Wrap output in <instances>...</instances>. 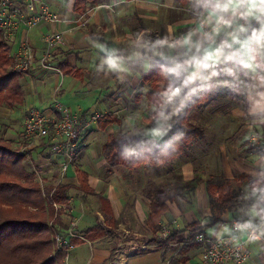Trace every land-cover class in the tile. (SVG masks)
<instances>
[{
    "label": "crops",
    "instance_id": "0c3cea01",
    "mask_svg": "<svg viewBox=\"0 0 264 264\" xmlns=\"http://www.w3.org/2000/svg\"><path fill=\"white\" fill-rule=\"evenodd\" d=\"M36 2L38 6L48 5L56 21L31 30H15L9 40L13 56L21 42L28 40L33 47L35 62H38L45 51L43 37L51 32L64 33L63 44L51 58L54 66L65 68L62 69L64 77L60 91L55 93L60 75L41 70L37 64L30 72L21 75V84L27 99L25 106L30 100L35 101L41 105V111L51 115L54 101L61 98L63 105L80 119L83 127L76 163L64 178L59 176L62 157L53 151L48 140L26 150L29 162L43 175L44 190L53 179L57 185L70 183L74 187L71 208L65 210L56 224L58 232L67 233L70 242H78L72 258H69L71 264H170L172 259L176 261L174 264H201L202 244H192L180 252V248H159L151 241L147 224L151 202L147 193L154 186L152 175L157 168L149 164L135 169L111 168L103 155V147L109 136H129L126 131L142 124H146L142 127L148 133L141 131L139 136H134L129 154L147 149L143 145L147 139L167 146L180 142L183 132L181 136L178 133L171 136L170 133L180 129V119L186 108L203 93L206 94L205 102L193 110L188 121L203 128L204 135L187 146L175 161L189 155L190 149L199 145L205 147V166L201 169L205 173V207L195 211L189 221H181L174 227L184 229L198 222L206 236L217 238L228 234L232 221H251L261 227L263 240L247 245L251 258L246 264H264V155L252 151L247 144L251 132L264 134V101L257 104L254 90H245L239 81L233 80L231 87L222 86L217 81L200 82L196 93L187 99L184 95L176 98L178 100L174 102L182 101L174 108L175 113L168 125L170 133L162 130L164 122L168 121L166 116L172 112L165 116L161 113L164 110V90L170 84L178 86L182 82L165 69L173 66V60H180L179 52L183 50L167 46L150 48L149 43L155 33L160 34L161 40H180L199 23L204 0H91L78 11L76 0ZM98 45H103L108 52L115 51L120 58L118 70L109 69L103 63L107 53ZM155 58L167 61L163 73L168 85H155L153 81L151 75L157 66ZM221 79L227 78L222 76ZM177 108L180 111L177 112ZM122 110L125 112L121 113V120L105 117L93 121L96 115ZM5 111H0V115L6 114ZM201 112L204 113L199 115L202 117L200 123H192V116ZM22 127L23 124L17 135L11 131L6 134L15 141L17 148ZM157 129L161 134H155ZM35 151L36 159L33 158ZM41 161L43 167L39 165ZM184 165L186 180H192L193 167L186 161ZM78 172L85 176L88 194L80 190ZM222 188L225 195L235 197L237 203L224 213L221 222L212 223L214 215L210 198ZM171 204L164 225H170L175 217L181 218L179 209ZM254 208L260 212L259 216L253 215ZM60 209L61 206L56 208ZM72 221L76 222L73 232L78 238L69 236Z\"/></svg>",
    "mask_w": 264,
    "mask_h": 264
},
{
    "label": "trees",
    "instance_id": "16d2710c",
    "mask_svg": "<svg viewBox=\"0 0 264 264\" xmlns=\"http://www.w3.org/2000/svg\"><path fill=\"white\" fill-rule=\"evenodd\" d=\"M88 1L91 0H76V10H80ZM155 60L157 66L151 75L155 85H168V79L163 73L167 61L159 58ZM12 68V45L0 28V111H13L26 104V94L21 84L22 76L16 74ZM205 95L203 93L196 99L182 115L179 127L183 135L180 142L170 146L156 143L147 149L141 148L140 151L129 154V145L135 139L134 136H109L103 147V155L108 165L111 168L124 166L135 169L149 164L156 168L167 167L169 172L174 174L172 167L175 160L183 155L187 146L204 135L203 128L189 123L188 118L195 108L205 102ZM160 101L161 97L157 102ZM4 121L0 118V264H66V249H58L56 244V237L60 234L56 224L60 222L59 218L65 214V210L71 208L70 197L74 187L70 183L60 182L57 185L53 179L44 190L42 184L37 181L38 169L29 164L26 154L15 149V141L6 137L9 129ZM78 177L80 190L88 194L84 174L78 172ZM199 183L201 180L194 178L177 186L175 190L156 186L149 188L147 196L151 202V212L147 224L151 231V241L159 248H180L181 252L185 247L195 244L196 235L205 234L203 227L196 222L184 229L169 226V237L165 240L158 237L165 218L170 213V204L177 201L181 207L180 200L191 198ZM53 191L52 201L61 206L60 210H56L49 201ZM233 198L235 197L228 198L225 195L224 188L216 190L210 198V208L214 215L212 223L221 222L224 213L235 207L237 201ZM69 243L73 246L78 244L72 240ZM174 260L172 259L170 264H174Z\"/></svg>",
    "mask_w": 264,
    "mask_h": 264
},
{
    "label": "built area",
    "instance_id": "2783aa9c",
    "mask_svg": "<svg viewBox=\"0 0 264 264\" xmlns=\"http://www.w3.org/2000/svg\"><path fill=\"white\" fill-rule=\"evenodd\" d=\"M201 17V16H200ZM56 16L46 4L37 5L36 0H0V28L4 31L7 38H11L15 30L34 29L45 23H53ZM161 40L159 33H155L151 38L149 47H162L156 42ZM45 51L42 57L35 62L33 47L28 40H23L18 52L13 56L12 70L23 75L30 72L37 66L44 71H53L60 75L61 80L56 86L55 93H58L63 85V71L51 63V58L64 42L63 32H51L43 37ZM164 96V95H163ZM165 97V96H164ZM166 102V97L164 103ZM115 112L108 115H96L93 121H98L105 117L120 118L121 113ZM86 125L85 127H87ZM83 131L80 119L76 117L63 104L55 102L51 115L43 111L31 108L28 110L23 127L20 132L17 146L20 152L27 154L26 150L33 149L39 142L48 140L53 151L62 157L59 168V176L64 178L69 174L71 168L75 165L79 152V140ZM248 147L259 154L264 155V135L257 132H251L247 139ZM37 181L43 186V175L37 174ZM50 194L49 201L51 205L58 209L57 204L52 201ZM48 196V195H46ZM247 221L234 220L229 224V232L226 235L217 238H210L203 233L196 235L194 242L203 245L201 264H246L251 258V253L247 245L251 242L263 240L261 227L252 224V227L240 229L238 225L245 224ZM177 220H173L170 225H162L159 234L160 240H165L171 234L169 226H176ZM76 222H73V229L69 236H79L73 233ZM58 249H66L67 257L65 263L69 261V253L74 246L69 243L68 238L62 233L56 237Z\"/></svg>",
    "mask_w": 264,
    "mask_h": 264
},
{
    "label": "clouds",
    "instance_id": "9594fccd",
    "mask_svg": "<svg viewBox=\"0 0 264 264\" xmlns=\"http://www.w3.org/2000/svg\"><path fill=\"white\" fill-rule=\"evenodd\" d=\"M156 43L183 50L179 52L180 60H173V66L165 69L182 81L164 90L167 103L181 95L187 99L197 92L200 82L217 81L231 87L233 80L239 81L245 90L253 89L257 104L264 101V0H204L195 28L178 41L162 39ZM98 47L107 53L103 63L118 70L120 58L115 51L108 52L103 45ZM222 76L227 79H221ZM155 134L161 133L157 129ZM253 215L259 216L260 212L254 208ZM238 227L250 228L252 222Z\"/></svg>",
    "mask_w": 264,
    "mask_h": 264
},
{
    "label": "rangeland",
    "instance_id": "374dc122",
    "mask_svg": "<svg viewBox=\"0 0 264 264\" xmlns=\"http://www.w3.org/2000/svg\"><path fill=\"white\" fill-rule=\"evenodd\" d=\"M55 98H57L55 96ZM59 99V100H58ZM61 98H57L54 102H59L61 104H64ZM178 100V99H176ZM61 101V102H60ZM182 99H179V101L173 102L171 104L165 102L164 103V110L161 112L164 116L165 114L171 112L169 115L166 116V118H168V121L164 122V126L162 127V130H165V132L167 131V134H169L170 132L168 131L169 128V122L171 121V117L173 116L172 114L175 113V109L176 106L178 105V102H181ZM53 103V102H52ZM185 103V102H184ZM40 104H36L35 101H31L27 103L26 106L22 107V108H17L15 110H13L12 112H9L8 110L5 111L6 114H2L0 115V118L5 120L4 124L7 126V128L9 129V131L13 132L15 135H17L19 128L22 126L23 124V120L25 119V115L27 114L28 110L31 109L32 107H36L37 109L43 110L42 107H40ZM7 111L9 113H7ZM127 111V110H126ZM125 112V111H123ZM122 112V113H123ZM204 112H201V114L197 113L195 114V116L191 118L192 123H196L197 125L200 123V120L202 117H200L199 115L202 116ZM205 116V114L203 115ZM123 118L122 114L120 118H116V120H121ZM203 121V119H202ZM201 121V123H202ZM142 126L146 127V124H142ZM142 126H136L134 129L130 130V131H126L129 132V136H139L140 132L143 131L144 133H148V131L143 128ZM1 129V128H0ZM2 130V129H1ZM123 130H126L125 128H123ZM174 133H170L171 136H177V133L179 134V136L182 135V131L179 129H174ZM165 138L167 136H164ZM175 140H179L177 137H175ZM172 143V142H170ZM154 144L153 141H151L150 139H147L143 145L148 148L151 147ZM166 145V144H165ZM171 145V144H170ZM16 150L20 149L15 147ZM192 151V152H190ZM190 151L188 152L189 155H186V157L182 158L181 160L179 159L178 161H176L172 167V169H174V174L169 172L167 167H161V168H157V172H155L152 176H153V181H154V186H157L158 188H171L173 190H175V188L179 185L184 184L185 182H187L186 177L184 176L183 173V168L185 167L184 165V161L186 162H190L191 166L193 167V175L191 176L192 179L194 178H199L201 180V183L198 184V186L195 188L194 193L192 194L191 198L184 200H180V203L182 204V206L180 207L178 205L177 201H174L171 206L179 209L180 213H181V218L180 217H175L177 222L179 223V225L181 224V221L186 222L190 220V216L192 214L195 213V211L198 212L199 209L205 207V178H204V174L202 172V168L205 166V147H200L197 146L196 148L190 149ZM33 158L36 159L37 158V151H35L33 153ZM29 160V159H28ZM29 164L32 166L31 162H29ZM38 165V163H36ZM39 165H42L43 167V161L39 162ZM53 168H55V166H53ZM190 181V180H189ZM195 215V214H194ZM75 222V221H74ZM73 221L71 223V228L70 230L73 229L72 227ZM74 233V232H73ZM63 235H68L67 233H63ZM73 250L70 251L69 253V258L71 259L73 256L72 253ZM67 264H71L70 261H68Z\"/></svg>",
    "mask_w": 264,
    "mask_h": 264
}]
</instances>
